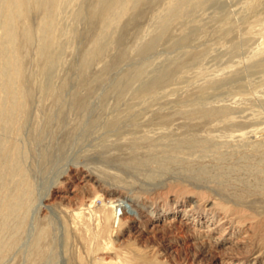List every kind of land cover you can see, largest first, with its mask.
<instances>
[{"label":"rangeland","instance_id":"obj_1","mask_svg":"<svg viewBox=\"0 0 264 264\" xmlns=\"http://www.w3.org/2000/svg\"><path fill=\"white\" fill-rule=\"evenodd\" d=\"M22 1L0 264H264V0H123L105 21L98 0ZM196 214L209 251L154 227Z\"/></svg>","mask_w":264,"mask_h":264},{"label":"bare ground","instance_id":"obj_2","mask_svg":"<svg viewBox=\"0 0 264 264\" xmlns=\"http://www.w3.org/2000/svg\"><path fill=\"white\" fill-rule=\"evenodd\" d=\"M21 1L22 0H0V26L2 27L3 32H4V40L2 41L3 43L0 44V127L5 122L3 117H2L3 114L5 115L7 113L13 112L17 108V105H19L22 101L21 93L14 89L15 79L18 76V65H17V60L15 58L14 50H13V43H14V38H15L14 19L17 17L18 14H20L18 5H19V2L21 4ZM25 1H27L29 6L31 4L34 7H41V6L47 7L49 4L54 5V3L56 2V0H41V1L25 0ZM98 1H100L101 4L103 3L102 11L100 12L99 16L102 19H104V21H105L106 19H108L110 14L116 8H118V6L121 4V2L123 0H98ZM101 4H99V6ZM172 5H171V7H172ZM174 7L175 8L173 10H171L172 13L170 15H173L175 17L177 14L178 5L174 6ZM119 9H120V7H119ZM76 14L79 16V13H76ZM169 17H168V19H169ZM112 19H113V17H112ZM56 29H57V25H56V21H55V11H54V9L51 10L49 8V9H47L45 20H44L42 27L40 29V37L43 40H48L49 42L51 41L53 43L54 42V32ZM11 163L13 164L14 168L19 170V168H18L19 165H17V163L15 161H11ZM12 198H13V196H12ZM117 200L116 199L111 200L110 204L113 206V204L116 203ZM194 203L196 206H199L203 202L197 200ZM207 205L209 206V207H207V211H209L208 215L212 214L211 216H209L210 217L209 220L214 219V217H215L214 213H219L220 210H218L219 208H217L214 203H208ZM19 207H20V202H19L17 194H15V197L13 199L7 198V199L0 201V214L2 215L3 220H4L0 224V232H2L3 230H6L7 220L18 211ZM191 207H193V206H191ZM131 211H135V210H131ZM175 213H176V211H175ZM122 214H124V213L122 212ZM194 216L195 217H193V220H191V219L183 220V219H181L182 217L179 219L172 218L163 224H154V227L158 228V230H164L166 228L169 229L171 226H177L176 224H178L179 229L181 228L184 231H185V229L187 230V231H185L186 233L190 232L192 229H194V231L197 230L198 234L200 235V239H199L200 244L203 246V248H206L208 251L210 249L218 246L220 244V242L223 241L221 234L215 236L213 240L209 239L211 231H214L213 230L215 227L214 224H207L203 227V229H201L202 226L198 227L199 225L197 226L194 223L195 218H198L199 215L196 214ZM203 217L206 218L207 215H203ZM223 218L224 217H222L218 220L217 225L220 224V222L223 220ZM198 219L199 220L196 223L199 224L200 218H198ZM201 224H202V222H201ZM194 226H197L198 228H196V227L194 228ZM198 243H196V244H198ZM234 261H235V259L229 258V264H231L232 262L234 263ZM237 264H240V263H237Z\"/></svg>","mask_w":264,"mask_h":264}]
</instances>
